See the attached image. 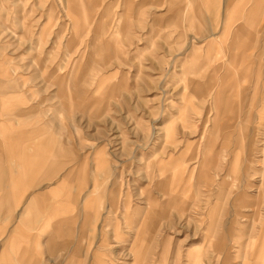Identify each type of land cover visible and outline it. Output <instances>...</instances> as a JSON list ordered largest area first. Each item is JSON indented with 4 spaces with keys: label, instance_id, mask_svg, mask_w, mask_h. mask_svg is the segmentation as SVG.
<instances>
[{
    "label": "rangeland",
    "instance_id": "rangeland-1",
    "mask_svg": "<svg viewBox=\"0 0 264 264\" xmlns=\"http://www.w3.org/2000/svg\"><path fill=\"white\" fill-rule=\"evenodd\" d=\"M253 4L0 0V57H11L19 82L27 81L28 121L48 124L67 147L51 177L59 180L61 210L40 216L25 238L32 262L10 264H264V144L253 177L258 191L243 185L252 125L238 126V139L226 137L234 110L218 116L212 99L225 70H239L242 60L225 55L220 40L208 47L201 33L217 12L219 27L238 28ZM72 7L93 18L86 29L75 28ZM243 33L253 57L263 34ZM46 71V82L34 79ZM250 72L226 80L237 82L236 101L252 87ZM232 148L239 162L229 164Z\"/></svg>",
    "mask_w": 264,
    "mask_h": 264
},
{
    "label": "crops",
    "instance_id": "crops-1",
    "mask_svg": "<svg viewBox=\"0 0 264 264\" xmlns=\"http://www.w3.org/2000/svg\"><path fill=\"white\" fill-rule=\"evenodd\" d=\"M263 4L264 0H254L253 7L241 15L240 25L236 29L229 26L219 27L217 25L219 12L216 13L215 19L208 17V20H205L207 26L201 29L202 40L207 41L208 47L214 44L215 39L220 40V43L227 44L228 50L225 55L234 63L235 61L242 60V69L233 68L225 70L222 84L218 91L212 95V99L214 100L218 116L219 114L226 115L231 109L234 110H232L233 115L230 117L232 123L228 122L224 127L226 137L234 136L238 139L235 129L238 126L241 127L245 122L251 123L252 127L249 131L251 140L248 148L250 156L249 164L244 170L245 178L248 177V179H244L243 185L247 186V188L257 189L258 191L261 188V184L253 180V177L260 173L257 167H255V163L258 161V156L261 152L259 146L264 144V97L260 95L262 92L261 79L264 80V16L262 21H260L261 15H264V12L261 11ZM228 9L229 5L226 4L224 15L227 14ZM71 15L74 18L73 20H75V28L77 27L78 30L86 29L93 19L78 7H72ZM202 16L204 17L205 15L203 14ZM248 28L254 30V32L260 31L263 34L261 45L253 57L251 53H245L248 48L247 45L253 47L244 37L243 32ZM96 30L97 28L94 31ZM97 40L95 37L92 39L94 43ZM103 47L105 49L110 48L108 44H104ZM187 53L191 57H195L197 63L204 60L202 57L197 56L196 51H187ZM1 58L0 264H10V259L14 263L15 261L32 262L35 256L31 251L32 244H27L25 238L33 234V230L35 229L33 227L40 216L56 217L61 210V207L57 204V202L59 203V199L57 198L60 190L57 186L59 180L54 183L51 177L57 167V163L54 161L67 150V147L64 141L63 143L60 141L58 134L49 128L48 124L43 123L41 120L35 122L28 121L32 109H28L26 106V90H24L23 84H26L27 81L24 80L23 84L19 82V77H17L18 75L13 67L11 57L7 61ZM223 66L217 67V72ZM252 68L254 70L251 81L252 87L250 85V89L248 87L241 88V97L236 101V93L233 90L237 87V82L228 83L226 80L236 75L238 71L242 74H246V72L251 74ZM73 70L74 67L70 71L69 82L76 85L79 83V78L75 76ZM45 75L49 77L50 74L47 71L35 72L34 79L41 78V80L46 82ZM51 83V85L56 86L54 95H57L61 89V85L57 86V80H53ZM81 91L83 92V88H76L75 90L77 93H81ZM57 103V109H60V100ZM31 121H33L32 118ZM243 131L245 133L248 132V128L245 126ZM229 156H231L229 164L239 162L236 148L229 150ZM211 160V157H205L203 161L204 165H208ZM45 180L50 181V184L55 186L49 188L50 184L48 186L43 185ZM261 180H264V178ZM219 187L221 195L223 194L222 182L218 183ZM242 195L239 194L235 198V202L239 199L242 200ZM87 199L88 195L85 194L83 202ZM13 211L18 212L17 214H13ZM4 223H11V226L3 227ZM45 232L47 233L48 231L45 230ZM21 246L23 247L21 248ZM12 255H15V257Z\"/></svg>",
    "mask_w": 264,
    "mask_h": 264
},
{
    "label": "bare ground",
    "instance_id": "bare-ground-1",
    "mask_svg": "<svg viewBox=\"0 0 264 264\" xmlns=\"http://www.w3.org/2000/svg\"><path fill=\"white\" fill-rule=\"evenodd\" d=\"M78 17V16H77ZM74 19V18H73ZM75 21V20H74ZM77 28V27H76ZM31 46V45H30Z\"/></svg>",
    "mask_w": 264,
    "mask_h": 264
}]
</instances>
